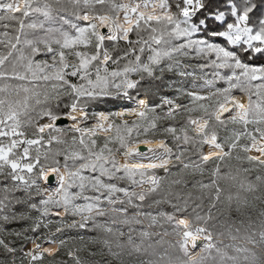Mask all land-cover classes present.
I'll list each match as a JSON object with an SVG mask.
<instances>
[{"label":"snow or ice","instance_id":"snow-or-ice-1","mask_svg":"<svg viewBox=\"0 0 264 264\" xmlns=\"http://www.w3.org/2000/svg\"><path fill=\"white\" fill-rule=\"evenodd\" d=\"M0 264H264V0H0Z\"/></svg>","mask_w":264,"mask_h":264},{"label":"trees","instance_id":"trees-1","mask_svg":"<svg viewBox=\"0 0 264 264\" xmlns=\"http://www.w3.org/2000/svg\"><path fill=\"white\" fill-rule=\"evenodd\" d=\"M45 2V0H33V3H34V5L35 4H40V5H42L43 3ZM19 15V14H18ZM43 19V17H40L38 14H32L30 17H28V18H26V22H32L33 20H35V21H40V20H42ZM59 25V22H57V26ZM225 133L224 132H221V135H224ZM53 147H56L55 145H53ZM55 219H58V218H56V217H53V220H55ZM56 227V225L55 224H53L52 225V228L54 229ZM65 235H75V233L74 232H67V233H65ZM71 243V242H70ZM65 259H66V257H64ZM49 260H51L52 258L51 257H49L48 258Z\"/></svg>","mask_w":264,"mask_h":264},{"label":"rangeland","instance_id":"rangeland-1","mask_svg":"<svg viewBox=\"0 0 264 264\" xmlns=\"http://www.w3.org/2000/svg\"><path fill=\"white\" fill-rule=\"evenodd\" d=\"M21 2H22V0H21ZM29 247H33L32 245H29Z\"/></svg>","mask_w":264,"mask_h":264},{"label":"water","instance_id":"water-1","mask_svg":"<svg viewBox=\"0 0 264 264\" xmlns=\"http://www.w3.org/2000/svg\"><path fill=\"white\" fill-rule=\"evenodd\" d=\"M63 123H65V124H66V123H68V122H67V121H64Z\"/></svg>","mask_w":264,"mask_h":264},{"label":"bare ground","instance_id":"bare-ground-1","mask_svg":"<svg viewBox=\"0 0 264 264\" xmlns=\"http://www.w3.org/2000/svg\"><path fill=\"white\" fill-rule=\"evenodd\" d=\"M124 2H126V0H124ZM239 95V94H238ZM53 247H55V246H53Z\"/></svg>","mask_w":264,"mask_h":264}]
</instances>
